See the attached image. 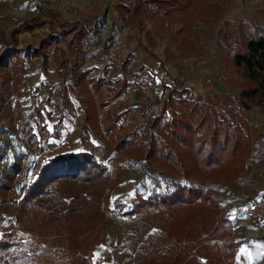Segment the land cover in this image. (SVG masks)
Segmentation results:
<instances>
[{
  "label": "rangeland",
  "instance_id": "374dc122",
  "mask_svg": "<svg viewBox=\"0 0 264 264\" xmlns=\"http://www.w3.org/2000/svg\"><path fill=\"white\" fill-rule=\"evenodd\" d=\"M205 1L185 15H150L138 23L115 8L138 0H0V53L16 52L9 65H0V168L13 161L26 168L13 191L0 193L2 209H8L0 233L7 230L15 244L9 264H69L68 239L90 249L85 264H203L210 255L220 258L218 264H264V227L252 220L247 205L253 196L264 200V102L243 110L242 77L228 69L236 49L264 34V0ZM22 22L33 26L13 34ZM81 29L89 34L77 60L70 41ZM59 32L56 46L44 49L47 61L26 60L18 74L22 50L38 48ZM58 49L68 59L65 67L54 58L62 53ZM84 71L102 79V98L81 85L78 74ZM142 88L156 100L172 88H189L192 102L217 99L220 118H242L252 148L233 182L186 181L149 159V142L159 130L135 109ZM106 110L119 113L116 129L106 134L100 123L91 131L87 118L98 123ZM66 152L92 154L105 168L103 180L61 181L39 203L8 208L22 199L37 163ZM183 187L203 190L211 203L193 206L170 223L160 218L175 214L174 207H161L162 212L141 206L140 200L170 196ZM90 193L95 199L87 197ZM73 208L78 210L66 212ZM222 219L228 239L207 240L206 231ZM172 224L178 232L171 237Z\"/></svg>",
  "mask_w": 264,
  "mask_h": 264
},
{
  "label": "trees",
  "instance_id": "16d2710c",
  "mask_svg": "<svg viewBox=\"0 0 264 264\" xmlns=\"http://www.w3.org/2000/svg\"><path fill=\"white\" fill-rule=\"evenodd\" d=\"M203 2L206 1L138 0L137 3L132 5L120 3L115 8H123L130 19L140 23L143 18L150 15L160 14L159 16L164 18L170 17L173 12H181L182 15H185L191 10L192 6L194 10L201 8ZM31 26H33L31 22L19 23L17 28L13 30V34H17L23 29H29ZM88 34L89 30L81 29L72 36L70 43L74 42L77 60L79 55L83 54V40L87 38ZM59 38L60 32L53 34L50 40H43L38 48L27 47L23 49V57H19V62H16L15 65L21 66L17 70L22 71L26 60L39 56L42 57L43 62H46L49 55L44 49L52 43H54L53 47H55ZM107 47L108 44L104 43L103 50L106 53ZM7 50L8 52L0 53V65L5 62L6 65H9L10 57L16 53L13 48H8ZM58 50L62 53L54 58L58 66L65 67L68 64V59L64 57L62 49ZM229 67L228 69H231L233 74H239L243 80L238 97L241 108L249 111L258 100L264 102V34L249 38L242 47L236 49L232 54ZM87 73L88 71H84L78 74L79 82L82 83L81 85L91 86L94 93L99 98H102L104 82L101 78L89 77ZM107 87L105 85L106 90ZM109 91H112L111 87ZM118 95L116 94L114 99ZM191 96L189 88H183L180 91L177 88H172L163 99L158 100L163 103L166 109L165 116L168 119L165 121L163 116L155 121H148L152 123L154 128L159 130V134L149 142V159L154 164L158 163L164 172H173L182 176L186 181L205 178L212 183L221 181L223 183L233 182L236 174L245 167L244 161L252 148L250 130L237 114H234L229 119L220 118L215 106L218 102L217 99V102L214 103L213 101L214 104H210L212 101L209 98L207 100H210V102L206 100L199 102L201 101L200 98H198L199 101L195 100V102H192L190 101L193 98ZM104 105V102L100 103L102 109H104ZM119 121V113L106 110L100 122L97 123L95 118L90 116L87 118L86 123H89L88 128L91 131H96L100 123H102L104 133L109 134L116 129ZM123 143L130 150L132 149V143ZM137 154H141V152L138 151ZM5 168V170L0 168V193L8 194L15 189L17 177L23 175L26 168L23 165V161H13ZM33 172V180L22 188V199L8 208L17 207L19 209L23 204L34 205L39 203L38 201L41 198L52 192L51 188L53 185L61 181H78L82 184L102 181L105 175V168L97 163L90 153L66 152L47 158L43 163H37ZM87 197L95 199L93 193L87 194ZM211 200V196L206 195L201 189L183 187L181 190L174 191L170 196L162 197L157 194L151 200H140V203L145 209L158 211H162L161 207H174V210L176 209L175 214L165 212L167 216L163 214L160 218L170 223V219L176 220L177 217H181L178 214L181 215L180 213H182L184 215L187 209L192 210L195 208L193 206L211 203ZM2 205L4 206V200L0 196V221L5 219L6 211L8 210L2 209ZM212 208L217 210L218 205L214 203ZM76 210L78 208L67 209L66 212L72 214ZM172 225L174 228L169 233L171 237L178 232V229L175 228L176 224ZM184 232L185 235H189L188 230H185V228ZM228 233L226 222L222 219L221 222L214 224L209 232L206 231L205 238L212 242L223 241L228 239ZM10 240V233L7 230H3L0 233V264H9L11 261L12 248L15 244ZM68 240V246L65 251L70 260L69 264H85V262H88L87 258L90 256L88 251L90 249L81 247L76 240ZM218 258L210 255L203 264H218L220 262V258Z\"/></svg>",
  "mask_w": 264,
  "mask_h": 264
},
{
  "label": "built area",
  "instance_id": "2783aa9c",
  "mask_svg": "<svg viewBox=\"0 0 264 264\" xmlns=\"http://www.w3.org/2000/svg\"><path fill=\"white\" fill-rule=\"evenodd\" d=\"M48 3H56L63 0H45ZM110 56L113 58L115 52L110 51ZM135 109L141 114L147 121H155L162 118L166 114V109L162 102L154 99L147 88H142L138 98L135 102ZM247 205L250 210L252 220L264 227V200L259 197L247 198Z\"/></svg>",
  "mask_w": 264,
  "mask_h": 264
}]
</instances>
